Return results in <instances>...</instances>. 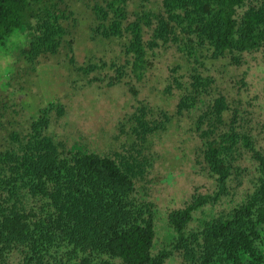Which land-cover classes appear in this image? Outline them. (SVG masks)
<instances>
[{
  "label": "trees",
  "instance_id": "trees-1",
  "mask_svg": "<svg viewBox=\"0 0 264 264\" xmlns=\"http://www.w3.org/2000/svg\"><path fill=\"white\" fill-rule=\"evenodd\" d=\"M67 1L0 0V46L24 30L30 36L24 51L29 62L63 49L89 84H125L133 96L137 92L128 80L142 82L161 47L173 44L188 60L204 49L212 59L228 56L238 65L243 54L264 46V0H160L157 13L143 4L130 11L129 0H101L92 7L93 31L119 42L122 62L77 66L71 30L75 21ZM106 68L112 74L90 77ZM173 81L182 89L175 115L202 107L194 132L216 191L194 193L183 207L168 213L171 249L153 253L154 205L136 196V183L150 167L138 148L165 130L169 116L160 112L155 119L151 108L139 106L129 118L138 146L101 156L67 151L47 135L52 110L58 117L64 113L50 103L25 134L11 135L10 146L0 151V264H165L173 253L180 264H264L258 248L264 226V152L244 133L226 98L212 97V78L194 71L187 86ZM242 150L256 162L253 191L201 229L187 230L195 212L217 203L227 195L228 183L239 179Z\"/></svg>",
  "mask_w": 264,
  "mask_h": 264
},
{
  "label": "rangeland",
  "instance_id": "rangeland-1",
  "mask_svg": "<svg viewBox=\"0 0 264 264\" xmlns=\"http://www.w3.org/2000/svg\"><path fill=\"white\" fill-rule=\"evenodd\" d=\"M100 2L67 1L75 21L71 30L77 66L122 62L119 42L102 39L93 31L96 21L92 7ZM139 4L147 11H160V0H129L128 8L134 11ZM29 41V34L22 30L0 46V151L10 146L11 135L25 134L31 120L50 103L61 107L64 113L58 117L56 109L52 110L47 135L62 143L67 151L82 150L101 156L113 157L130 146H138L129 118L139 106L151 108L155 119H159L160 112L169 116L165 130L150 136L144 147L138 148L141 157L150 163L144 180L136 183V196L154 205V254L171 249L174 234L167 223L168 213L183 207L194 193L212 195L216 191L214 180L203 165L201 144L194 132L202 107L175 115L182 89L176 87L174 79L184 87L194 71L212 78V97L226 98L244 133L251 136L256 150L264 152V46L243 54L238 65L228 56L212 59L204 49L197 52L195 59L188 60L173 44L161 47L154 51L153 67L142 82L128 80L137 92L133 96L125 84L113 88L89 84L88 77L68 63L63 49L56 56L29 62L24 53ZM107 74L112 71L106 68L90 77ZM229 115L226 113L225 118ZM242 152L239 179L228 183L227 195L217 203L195 212L187 230L201 229L204 222L233 208L253 191L256 162L250 152ZM261 231L263 238L258 248L264 254V226ZM180 262L173 253L165 264Z\"/></svg>",
  "mask_w": 264,
  "mask_h": 264
}]
</instances>
